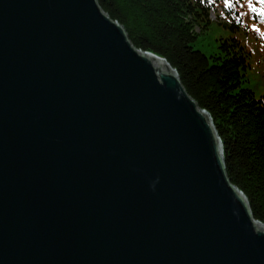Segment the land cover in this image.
<instances>
[{"label": "water", "instance_id": "obj_1", "mask_svg": "<svg viewBox=\"0 0 264 264\" xmlns=\"http://www.w3.org/2000/svg\"><path fill=\"white\" fill-rule=\"evenodd\" d=\"M0 264H264L208 113L96 0H0Z\"/></svg>", "mask_w": 264, "mask_h": 264}, {"label": "trees", "instance_id": "obj_2", "mask_svg": "<svg viewBox=\"0 0 264 264\" xmlns=\"http://www.w3.org/2000/svg\"><path fill=\"white\" fill-rule=\"evenodd\" d=\"M96 1L133 46L163 58L208 113L229 180L264 224V0Z\"/></svg>", "mask_w": 264, "mask_h": 264}, {"label": "rangeland", "instance_id": "obj_3", "mask_svg": "<svg viewBox=\"0 0 264 264\" xmlns=\"http://www.w3.org/2000/svg\"><path fill=\"white\" fill-rule=\"evenodd\" d=\"M219 30H216V29H214V30H212L211 32H210V34L208 35V37H206L205 38V46L207 47V48H209V45L210 44H215V42H216V38L218 37V35H219ZM205 46H204V48H205ZM145 52H147V53H151V52H148V51H145ZM159 57V56H158ZM163 59V58H162ZM160 66H164L165 65V63L164 62H162V63H160L159 64Z\"/></svg>", "mask_w": 264, "mask_h": 264}, {"label": "bare ground", "instance_id": "obj_4", "mask_svg": "<svg viewBox=\"0 0 264 264\" xmlns=\"http://www.w3.org/2000/svg\"><path fill=\"white\" fill-rule=\"evenodd\" d=\"M161 62V61H160Z\"/></svg>", "mask_w": 264, "mask_h": 264}]
</instances>
